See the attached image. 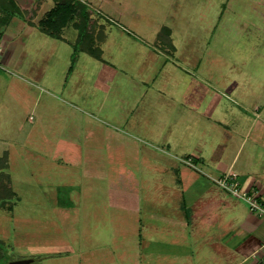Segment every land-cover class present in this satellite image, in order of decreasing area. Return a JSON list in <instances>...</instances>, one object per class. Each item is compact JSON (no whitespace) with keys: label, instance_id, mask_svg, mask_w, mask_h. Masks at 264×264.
<instances>
[{"label":"rangeland","instance_id":"rangeland-1","mask_svg":"<svg viewBox=\"0 0 264 264\" xmlns=\"http://www.w3.org/2000/svg\"><path fill=\"white\" fill-rule=\"evenodd\" d=\"M79 1L87 4L98 27L105 25L104 59L134 79L144 70L138 52L158 58L153 42L164 26L175 32L179 63H188L191 54L213 68L216 57L205 62L218 52L228 74L226 67L235 63L264 61V0ZM17 4L30 18L34 11L25 10L26 0ZM26 28L18 15L9 25L0 21V46L11 71H0V157L8 154L6 172L17 193L8 202V186L0 180V198L5 199L0 202V264H74L78 238L89 235L85 222L117 218L109 188L122 181L153 185L149 172L138 173L136 163L127 161L136 154L131 149L160 148L144 130L121 120L127 109L121 98L130 95L133 102L134 92L127 83L106 79L105 62L83 53L73 61L71 44ZM63 34L72 43L77 36L71 27ZM134 42L143 45L131 48ZM126 148L128 157L122 156ZM90 157L101 174L90 168Z\"/></svg>","mask_w":264,"mask_h":264},{"label":"crops","instance_id":"crops-1","mask_svg":"<svg viewBox=\"0 0 264 264\" xmlns=\"http://www.w3.org/2000/svg\"><path fill=\"white\" fill-rule=\"evenodd\" d=\"M9 1L27 32L39 30L38 23L54 6L53 0H26L25 10L34 11L27 19L18 0ZM164 27L153 42L152 53L158 58L138 52L144 70L135 79L104 59L101 46L107 39L106 28L100 43L102 59L86 54L106 63V79L131 87L134 100L130 102L132 96L123 94L127 109L121 120L144 130L145 138L158 143L160 150L131 149L136 154L127 161L136 163L138 173L149 172L153 185L144 187L137 182L134 187L122 181L110 187L109 205L117 211V218L85 222L89 235L78 238L74 264L78 260L79 264H248L264 243V218L214 182L235 175L243 191L264 199V61L252 58L235 63L226 67L228 74L219 65L218 52L205 62L216 57L211 61H217L213 68L191 54L188 63H179L174 30L168 27L171 45L158 40ZM66 28L61 41L74 48L78 32L72 43L63 34ZM134 43L129 46L138 49L141 43ZM189 50H195L191 42ZM152 61L159 64L148 72ZM131 151L126 148L122 156L128 157ZM188 159L196 168L184 163ZM89 161L94 162L90 168L101 174L95 157Z\"/></svg>","mask_w":264,"mask_h":264},{"label":"trees","instance_id":"trees-1","mask_svg":"<svg viewBox=\"0 0 264 264\" xmlns=\"http://www.w3.org/2000/svg\"><path fill=\"white\" fill-rule=\"evenodd\" d=\"M53 2V8L38 23L39 30L49 37L61 40L63 29L67 26H72L78 32V38L74 44L73 61L76 60L80 53L88 54L97 60H101L103 52L100 48V43L105 37V29L102 24L98 23L99 27L97 26V19L92 16L87 4L79 0H53ZM15 15L16 12L12 3L9 0H0L1 23L6 25ZM170 35V29L164 27L158 40L162 43L168 42L171 45ZM170 47L172 48V46ZM8 165V154L6 153L0 157V180L8 186V202H11L16 194L12 188L10 175L6 172ZM2 199L4 198L1 197L0 202L5 200ZM8 209L12 211V205ZM2 258L3 255L0 259Z\"/></svg>","mask_w":264,"mask_h":264},{"label":"built area","instance_id":"built-area-1","mask_svg":"<svg viewBox=\"0 0 264 264\" xmlns=\"http://www.w3.org/2000/svg\"><path fill=\"white\" fill-rule=\"evenodd\" d=\"M4 49L0 46V71L10 72L4 63ZM188 166L196 168L191 159L184 162ZM214 182L222 189L230 193L232 196L244 201L251 213L257 215L260 218H264V199H261L257 193L249 194L242 190L240 181L235 175H226L220 178L214 179ZM252 260L251 264H264V243L250 256Z\"/></svg>","mask_w":264,"mask_h":264},{"label":"water","instance_id":"water-1","mask_svg":"<svg viewBox=\"0 0 264 264\" xmlns=\"http://www.w3.org/2000/svg\"><path fill=\"white\" fill-rule=\"evenodd\" d=\"M32 263V260H18V261H13L10 264H30Z\"/></svg>","mask_w":264,"mask_h":264}]
</instances>
